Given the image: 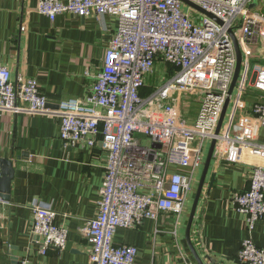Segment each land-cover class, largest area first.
<instances>
[{"label": "built area", "instance_id": "2783aa9c", "mask_svg": "<svg viewBox=\"0 0 264 264\" xmlns=\"http://www.w3.org/2000/svg\"><path fill=\"white\" fill-rule=\"evenodd\" d=\"M189 1L211 16L181 0H37V11L51 21L66 11L80 17L108 14L117 21L90 93L60 100L56 111L47 109L36 78L14 83L9 68L0 65L1 111L57 114L64 143L85 141L107 152L98 210L83 228L93 264H133L137 248L115 244L116 231L156 220L162 212H183L193 177L204 162V145L212 139L214 152L228 162H245L246 156L261 160L253 164L248 188L233 203L245 215L249 234L264 219V143L256 139L257 128L264 125V99L242 112L248 77V84L264 95V63L252 64L249 46L254 36L264 45V12L250 6L254 0ZM230 30L242 63L227 120L215 134L236 66ZM158 62L166 66L167 76L144 95ZM183 92L200 96L190 122L181 115ZM171 166L187 172L172 171ZM30 208L39 253L51 247L63 250L67 229L55 223L51 204L34 200ZM237 261L264 264V248L249 235ZM19 264L34 263L24 258Z\"/></svg>", "mask_w": 264, "mask_h": 264}, {"label": "crops", "instance_id": "0c3cea01", "mask_svg": "<svg viewBox=\"0 0 264 264\" xmlns=\"http://www.w3.org/2000/svg\"><path fill=\"white\" fill-rule=\"evenodd\" d=\"M36 5L37 0H0V65L9 68L14 83L20 78H36L47 109L56 111L60 100L83 99L90 93L117 21L108 14L80 17L70 11L51 21ZM260 38L254 36L249 44L253 64L264 63ZM167 72L158 62L148 77L150 86L142 93L153 88L155 76L163 80ZM260 99H264L260 92L245 94L242 112H250ZM183 116L190 122L195 113L187 118L183 112ZM226 120L225 116L223 124ZM59 127L57 114L0 110V159L13 165L9 199L3 198L7 193L0 192V264H19L24 258L34 264H93L83 228L98 210L107 152L99 144L91 147L85 141L64 143ZM256 139L264 143L262 124ZM245 159L228 162L222 153L213 152L190 231L191 243L203 264H239L238 251L249 235L264 248V219L257 220L249 234L245 215L233 203L234 196L248 188L253 164L261 161L249 156ZM171 170L187 172L180 166H171ZM34 200L51 204L55 223L67 229L63 250L51 247L46 254L39 253V237L31 232L30 204ZM188 200L189 195L179 216L162 212L156 220L145 219L138 227L118 229L114 243L137 248L133 264H184L183 258L199 264L186 242Z\"/></svg>", "mask_w": 264, "mask_h": 264}, {"label": "water", "instance_id": "95a60500", "mask_svg": "<svg viewBox=\"0 0 264 264\" xmlns=\"http://www.w3.org/2000/svg\"><path fill=\"white\" fill-rule=\"evenodd\" d=\"M183 3H185L186 5H189L191 7H193L194 9L208 15L211 16L210 13L206 12L205 10H203L202 8H200L199 6L193 4L192 2H190L189 0H181ZM258 3V0H254L251 3V7H256ZM230 35L231 38L233 40L234 46H235V51H236V66H235V71L233 74V78L228 90V97L224 103V106L222 108V112L220 114L219 120H218V124L216 126V130H215V134H218L220 132L226 111H227V107L229 105L230 102V97L233 94L238 76H239V72L241 69V63H242V54L237 42L236 37L234 36L232 30H230ZM215 139H212L210 141L207 153H206V157L203 163V168L201 171V176L197 185V189L195 192V196L193 198V201L191 203V208H190V212L188 215V220H187V224H186V228H185V236H186V242L190 248V250L192 251L193 255L195 256L196 260L199 262V264H203L198 256V254L196 253V251L194 250V247L191 243V239H190V231H191V226L194 220V216H195V212H196V208H197V204L199 201V197L201 195V192L203 190V185L206 179V175H207V171L213 156V152H214V147H215ZM153 147L158 148L159 145L156 143L152 144ZM0 169H1V175H0V192L2 193H7V194H2L5 195L3 196L4 199H9V190H10V181L12 179L13 176V165L12 162L10 160H6V159H0ZM67 246V244H66Z\"/></svg>", "mask_w": 264, "mask_h": 264}, {"label": "rangeland", "instance_id": "374dc122", "mask_svg": "<svg viewBox=\"0 0 264 264\" xmlns=\"http://www.w3.org/2000/svg\"><path fill=\"white\" fill-rule=\"evenodd\" d=\"M257 6L260 7L261 8L260 10H262L264 12V1L263 0H260V1L258 0ZM185 8H186V6H185ZM196 16H197V18L199 20V17H198L199 14L198 13H196ZM255 63L258 65V62H255ZM163 79H165V78H163ZM161 80H162V78H160L159 75L155 76L152 85L153 86H158L161 83ZM249 80H250V78L248 77L247 78V86H246L245 94L252 93V92L256 91L255 89H253L248 84V81ZM149 83H150V81H149ZM199 97H200L199 96V93H190V92H183L182 93V96H181V103H182L181 115L182 116H183V112H184V114L185 113L188 114V116H186V117L187 118H190V116L193 113L196 112L197 103L199 101ZM208 146H209V141H208V143L206 142L205 145H204V152H205V154H206V152L208 150ZM201 171H202V167L200 168V171H199L200 174L198 175V177L195 179L193 185L191 186V190H190V193H189V200H188V203L190 204V206L188 207V213H189V210H190V207H191V203L193 201V198L195 196V192H196V189H197V183L199 182V179H200V176H201Z\"/></svg>", "mask_w": 264, "mask_h": 264}]
</instances>
